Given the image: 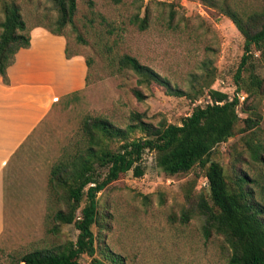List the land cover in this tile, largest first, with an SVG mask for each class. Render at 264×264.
<instances>
[{
	"label": "rangeland",
	"instance_id": "rangeland-1",
	"mask_svg": "<svg viewBox=\"0 0 264 264\" xmlns=\"http://www.w3.org/2000/svg\"><path fill=\"white\" fill-rule=\"evenodd\" d=\"M8 1L19 6L29 27L55 26L54 0ZM226 7L241 14L264 13V0H76L73 21L63 33L69 52L90 62L86 86L52 108L5 169L0 264H15L10 256L17 252L57 249L76 239L73 224H58L52 217L64 203L51 197L48 176L62 150L79 139L83 116L101 115L124 127L130 114L139 112L153 124H179L194 107L206 104L208 88L233 96L244 37L225 14ZM136 14L147 16L145 29L131 23ZM124 53L190 95L169 94L157 83L139 85L131 70L116 69L115 60ZM249 69L263 79V88L259 95L246 93L247 104L264 116V63L258 51L241 72L242 79H247ZM133 88L142 90V100L134 96ZM237 112L235 134L216 145L211 158L222 164L228 179L244 170L264 202V120L246 119L250 113L240 104ZM250 132L249 137L263 146L261 160H253L244 144ZM141 165L142 176L127 171L97 194L101 215L92 226L96 256L113 253L123 257L122 264H225L230 254L227 242L215 232L204 235V217L197 210L198 203L209 197L204 170L195 165L168 177L149 150ZM106 262L115 264L110 257ZM79 264H91L90 257L82 254Z\"/></svg>",
	"mask_w": 264,
	"mask_h": 264
},
{
	"label": "trees",
	"instance_id": "trees-1",
	"mask_svg": "<svg viewBox=\"0 0 264 264\" xmlns=\"http://www.w3.org/2000/svg\"><path fill=\"white\" fill-rule=\"evenodd\" d=\"M113 1L117 3L121 0ZM54 3L58 11L55 26H36L64 35L66 25L72 23L76 13V0H54ZM224 11L244 37L243 54L236 70L237 88L233 96L229 98L223 90L208 88L212 103L194 107L179 124L166 121L153 124L139 112H132L124 127L101 115L83 116L79 139L62 150L60 157L51 165L48 176L51 197L64 203V208L55 210L52 217L58 224H73L78 231L76 239L66 241L57 249L34 248L11 254L13 263L79 264V257L86 254L91 264H108L106 260L109 257L113 263L122 264L123 257L113 253H105V258L96 256V237L92 226L98 223L101 215L97 194L127 171H132L136 177L142 176L144 168L141 159L143 153L149 150L155 153L156 166L168 177L185 173L195 165L204 170L209 197L205 202L198 203L197 210L204 217V235L208 237L215 232L227 242L230 254L225 264H264V202L257 198L249 184L254 179L240 169L228 179L222 164L211 158L215 146L235 134L240 119L237 112L239 104L242 111L250 113L246 119L264 120V116L256 114L254 107L247 104L249 95L261 93L263 79L252 69H249L247 79L241 77L254 51L259 52L264 63V13L241 14L230 7L224 8ZM130 21L139 29L148 25L147 16L136 14ZM31 28L14 1H1L0 75L4 83L9 82L7 68L14 62L15 54L30 45ZM73 54L79 53H70L67 46L66 56ZM86 64L89 68L87 59ZM115 64L118 71L129 69L136 74L139 85L157 83L164 86L169 94L190 95L133 55L121 54ZM132 91L138 100L144 98L140 88H133ZM237 93L245 94L244 99L240 100ZM136 132L138 136L134 135ZM251 133L244 137V144L253 160H261L263 146L249 137ZM188 216L183 213V220H187Z\"/></svg>",
	"mask_w": 264,
	"mask_h": 264
},
{
	"label": "crops",
	"instance_id": "crops-1",
	"mask_svg": "<svg viewBox=\"0 0 264 264\" xmlns=\"http://www.w3.org/2000/svg\"><path fill=\"white\" fill-rule=\"evenodd\" d=\"M67 38L43 26L30 30V45L15 54L0 75V235L4 231L5 169L32 132L65 96L86 86L81 54L66 56Z\"/></svg>",
	"mask_w": 264,
	"mask_h": 264
},
{
	"label": "built area",
	"instance_id": "built-area-1",
	"mask_svg": "<svg viewBox=\"0 0 264 264\" xmlns=\"http://www.w3.org/2000/svg\"><path fill=\"white\" fill-rule=\"evenodd\" d=\"M237 96H239V98H240V100H243L244 99V97H245V94H243V93H237ZM206 103H212V100H211V98H210V96L209 95H207V100H206Z\"/></svg>",
	"mask_w": 264,
	"mask_h": 264
}]
</instances>
